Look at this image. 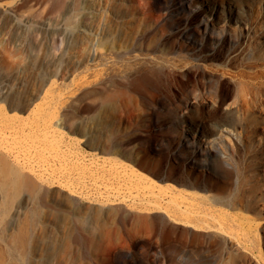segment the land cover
Here are the masks:
<instances>
[{"label": "rangeland", "instance_id": "1", "mask_svg": "<svg viewBox=\"0 0 264 264\" xmlns=\"http://www.w3.org/2000/svg\"><path fill=\"white\" fill-rule=\"evenodd\" d=\"M201 1L0 0L1 104L11 115L39 119L40 131L24 142L28 148L36 140L27 156L46 179L37 194L15 195L0 214L1 264H135L134 258L170 264L175 241L185 251L180 264H228V250L214 238L176 229L142 199H171L168 210L178 203L201 211V188L188 186L195 180L187 179L184 156L201 163L196 147L214 138L211 127L222 109L210 108L206 79L196 73L201 60L189 52L178 24L181 16L201 19ZM94 47L112 54L93 66ZM92 67L99 70L96 85ZM230 81L225 76L220 87L228 103L235 99ZM179 113L196 121L200 145L183 146ZM246 155L241 148L230 189L249 184Z\"/></svg>", "mask_w": 264, "mask_h": 264}, {"label": "bare ground", "instance_id": "2", "mask_svg": "<svg viewBox=\"0 0 264 264\" xmlns=\"http://www.w3.org/2000/svg\"><path fill=\"white\" fill-rule=\"evenodd\" d=\"M236 1L239 2L202 0L201 19L181 16L183 18L178 20V24L182 25L180 35L191 47L189 52L193 58L197 57L194 59L201 60V70L198 67L196 73L206 79L202 84L212 99L210 108L217 112L222 109V112H218L216 125L211 127L214 138L209 136L208 144L201 141V146L196 147L201 163L189 154L184 156L189 165L187 179L194 176L195 180V183H188V186L198 184L201 188V211L191 208L192 204L178 203L168 210L173 202L171 199L165 202L147 197L142 199L145 209L154 217L164 216L174 220L176 229L183 226L187 231L191 228L193 231L201 230L205 240L214 238L220 247L228 250V264H264V0H250L246 8L237 5ZM182 9L186 10V7ZM224 42L230 47L224 49ZM250 50L251 54L248 53ZM110 54V51L103 52L94 47L89 57L95 66L100 57ZM5 58L6 53H3ZM92 68L91 84L96 85L99 70ZM184 72H178L179 77H185L188 72ZM225 76L231 80V94L235 98L232 103H228L229 95H221L224 90L220 93ZM190 84L195 86V83ZM92 92L96 98V90ZM95 100L92 102L95 103ZM1 101L0 98V214L5 215L15 195L21 192L37 194L46 179L41 168L38 165L36 167L27 156H30V147L34 146L36 140L31 139L28 148L24 142L40 131L39 119L11 115L9 112L12 109L4 107ZM224 105L229 107L228 111H223ZM208 106L202 104L201 108ZM185 109L193 111L190 104ZM190 119L189 116H181V113L176 116V121L185 129L181 136L186 148L200 145L199 137H194L197 132L196 121ZM226 136L230 137V142L225 140ZM153 140L156 141L154 145L161 149L157 140L150 136L149 141ZM241 148H245V158L249 162V173L245 177V182L249 184L230 189ZM211 154L215 156L212 161L209 160ZM94 158L93 155L94 164L98 168ZM171 170L178 171L179 166H172ZM138 174V178H141ZM171 191L177 189L172 188ZM175 242L171 244L172 253L167 256L170 264H180L179 259L185 252ZM132 260L135 264L142 262L136 258Z\"/></svg>", "mask_w": 264, "mask_h": 264}]
</instances>
